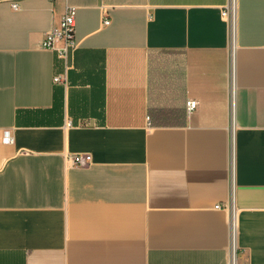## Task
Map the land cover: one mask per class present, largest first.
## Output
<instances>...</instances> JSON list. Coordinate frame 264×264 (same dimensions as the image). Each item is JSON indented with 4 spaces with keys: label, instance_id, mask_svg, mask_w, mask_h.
<instances>
[{
    "label": "crops",
    "instance_id": "obj_1",
    "mask_svg": "<svg viewBox=\"0 0 264 264\" xmlns=\"http://www.w3.org/2000/svg\"><path fill=\"white\" fill-rule=\"evenodd\" d=\"M228 3L0 0V264H264V0Z\"/></svg>",
    "mask_w": 264,
    "mask_h": 264
},
{
    "label": "built area",
    "instance_id": "obj_2",
    "mask_svg": "<svg viewBox=\"0 0 264 264\" xmlns=\"http://www.w3.org/2000/svg\"><path fill=\"white\" fill-rule=\"evenodd\" d=\"M14 8H17V3L12 4ZM222 16L225 20L229 22L231 26H234L236 18V0H229V3L222 9ZM110 20L105 17L103 20L104 24H108ZM75 28H76V8L72 5H67L65 12L61 18L60 25L58 27H53L49 32H47L42 45L45 48H55L58 50L60 56L67 57L69 52L77 47V42L75 41ZM62 42L61 47H56L55 42ZM55 81H61V76H56ZM198 106V101L196 99H189L186 102V108L188 112H192ZM4 140L6 142L12 141V136L9 131L5 132ZM91 160V156L77 154L73 157L74 164L83 165ZM219 207V205H217ZM232 264H235L234 257L231 260Z\"/></svg>",
    "mask_w": 264,
    "mask_h": 264
}]
</instances>
